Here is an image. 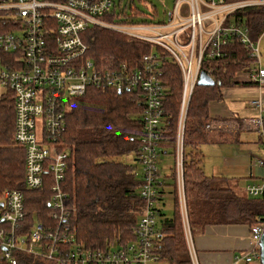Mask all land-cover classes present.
<instances>
[{"label":"built area","instance_id":"obj_1","mask_svg":"<svg viewBox=\"0 0 264 264\" xmlns=\"http://www.w3.org/2000/svg\"><path fill=\"white\" fill-rule=\"evenodd\" d=\"M264 5V0L228 3L225 0H176L167 20L135 23L116 12L115 0H0V88L14 97L15 143L25 151V186L48 188V214H27L21 190H6L0 197V260L18 264L16 254L26 253L54 264H158L160 205L170 196L159 178L158 157L164 153L167 122L165 100L167 70L177 72L182 88L176 153L175 196L189 237L183 168L184 130L188 107L197 86L204 58L226 57L231 39H237L259 58V45L249 30L228 19L237 11ZM117 13L116 20L107 22ZM125 20V22H122ZM93 28H106L145 41L155 51L132 67L111 62L100 66L84 41ZM161 51L162 53H159ZM212 77V70L207 72ZM213 78V77H212ZM250 83L264 89V68L259 63ZM136 95L143 108V136L137 161L143 167L139 193L144 201L135 240L106 249H89L77 240L71 227L64 181L70 154L58 141L65 128L71 102L89 90ZM5 92H0V95ZM259 115L249 126L260 130L264 144V108L254 100ZM264 168V160L255 158ZM250 197L264 198V177L247 185ZM173 196V194H172ZM180 198V199H179ZM29 222H32L29 224ZM264 223L254 225L251 239L259 249ZM190 239V238H188ZM190 245L192 259L194 250ZM259 256V253H258ZM249 256L247 261H251Z\"/></svg>","mask_w":264,"mask_h":264},{"label":"trees","instance_id":"obj_2","mask_svg":"<svg viewBox=\"0 0 264 264\" xmlns=\"http://www.w3.org/2000/svg\"><path fill=\"white\" fill-rule=\"evenodd\" d=\"M117 16V13H113L106 21L115 22ZM230 23L247 27L251 41L257 42L264 34V5L237 11L228 19ZM84 41L89 54L103 67L116 62L139 68L142 59L155 51L145 41L106 28L90 29ZM224 52L227 53L226 57L216 60L204 58L202 72L212 70L213 78L210 77L216 85L201 87L197 84L187 112L183 172L191 231L212 225L233 224L248 225L251 230L254 225L264 223V198L250 197L247 192L241 195L233 186H225L227 181L209 177L203 170L201 148L215 142L216 138L211 137L214 127L232 120L240 128L243 127L242 121L237 118L212 117L210 104L223 99L225 88L254 85L242 77L250 75L258 67V59L252 57L251 51L237 39H231ZM164 81L168 92L164 102L167 125L162 147L164 153L171 150L176 155L182 88L180 77L173 70H167ZM142 116V105L131 93L91 89L71 102L64 131L58 141V146L67 149L70 154L63 188L71 211L72 231L77 240L89 249L124 246L136 238L135 231L144 206L139 193L141 180L135 171V160L124 163L122 157L133 154L137 158L143 136ZM14 130V97L9 90L0 95V197L6 190H21L26 196L27 214L30 216L40 212L41 216H45L49 211L48 188L42 191L26 189L25 151L15 143ZM259 140L261 142L262 138ZM172 178L176 179V168ZM170 188L176 191V183ZM162 213L161 218L165 217ZM158 232L160 263L190 264L178 199L175 216L161 219ZM258 253L259 249L251 253V258H259ZM16 256L18 264H54L26 253ZM0 264L9 263L0 260Z\"/></svg>","mask_w":264,"mask_h":264},{"label":"crops","instance_id":"obj_3","mask_svg":"<svg viewBox=\"0 0 264 264\" xmlns=\"http://www.w3.org/2000/svg\"><path fill=\"white\" fill-rule=\"evenodd\" d=\"M264 68V67H263ZM256 71V70H254ZM245 76H249L245 75ZM256 87V89H247V87ZM260 98L264 99V89L258 85H237L231 88L223 89V99L217 102H213L210 104V115L212 117H219L221 119H229V118H237L242 121L243 127H239L235 120L229 121L227 123H218L213 132L211 133V137L216 138L215 142L207 143L203 145L201 148L203 159H204V150L210 149L209 145L213 146H222L227 142L226 135H231L236 139V142L239 143L238 146L241 145L240 151H237V156L231 159L224 158V162L220 164V166L216 167L215 171L212 173H208L206 170V166L203 160V170L205 174L209 177H217L223 181H227L224 184L227 185H235L240 180H245V184L242 185L239 183V186L234 187L236 191L241 195H246V187L248 184L254 182L255 180H259L262 177H255L257 179L250 180L252 178L251 172L254 168H257L255 164V157H252L249 160V157L254 151L253 144H244L242 140V132L248 134L253 132L250 131V128H253L248 125V121L258 117V109L252 105L255 99ZM236 99L235 102H241L242 99H248L243 103L229 104L226 102V99ZM253 98V99H252ZM255 98V99H254ZM252 99V100H251ZM250 127V128H248ZM250 129V130H249ZM241 134V135H240ZM256 140V136L254 135ZM247 145V146H244ZM214 151V149H212ZM212 151H207V154ZM219 152V149H216ZM167 152V151H166ZM247 152V153H246ZM166 154V153H165ZM250 154V156H249ZM175 159H176V155ZM247 158V160L245 159ZM176 162L173 166L172 174L170 177L166 179H161L168 184L167 192H170V187L175 185L176 179L172 178L173 170L175 168ZM208 169V167H207ZM137 177L141 180V175L137 174ZM250 180V181H249ZM176 191L172 190L173 197L170 196L166 198L160 205L161 211L164 214V207L166 202H170L172 206H176L177 197L175 196ZM166 217H162L164 219ZM169 218V217H168ZM160 219V222H161ZM170 219V218H169ZM185 229V227H184ZM186 234L187 245L190 254V245L195 253V260L190 256V264H260V259L253 257L249 262L247 258L252 257L251 253H253L254 246L251 239V230L250 226L243 224H233V225H212L207 226L204 229H198L191 231L189 237ZM190 238V239H188ZM191 255V254H190ZM158 264H167L165 262Z\"/></svg>","mask_w":264,"mask_h":264},{"label":"rangeland","instance_id":"obj_4","mask_svg":"<svg viewBox=\"0 0 264 264\" xmlns=\"http://www.w3.org/2000/svg\"><path fill=\"white\" fill-rule=\"evenodd\" d=\"M176 0H115L116 4V12L118 14L123 13L126 16L129 17V19L135 23L138 22H160V21H165L167 20L168 14L173 10L174 4ZM116 22H120L116 20ZM259 51H260V56L259 60L261 62V66L264 67V34L259 40ZM254 72V71H253ZM243 80H249V76H243ZM247 89H256V87H247ZM0 92H6V89L0 88ZM260 98V96H258ZM250 99V98H248ZM248 99H242L241 102H235L236 99H226V102L229 104H236V103H243ZM253 99V98H252ZM251 99V100H252ZM255 99V98H254ZM261 99V98H260ZM259 100V99H255ZM263 108H264V99H261ZM250 128V127H248ZM251 129V130H250ZM250 131L246 132H253V133H244L242 132V140L244 141V144H253L254 151L252 152L253 154H249V160L252 157L255 158H260L264 160V144L260 142V130L256 128H250ZM241 135V134H240ZM254 135L256 136V140L254 138ZM238 136H235V138L231 135H226L227 142L225 145L222 146H213L209 145V150L205 149L204 150V164L206 166V170L208 173H213L216 169V167L220 166L224 162V158L226 159H231L236 157L237 151H240L241 145L236 142ZM247 146V145H244ZM219 149V152L216 151V149ZM214 149V151H212ZM169 151V152H168ZM167 153H161V155L158 157V163H157V169L159 172V178L160 179H166L167 177H170L172 174V168L176 162L175 156L172 153L171 150H168ZM171 151V152H170ZM207 151H212L211 153L207 154ZM247 153V152H246ZM237 156H239L237 154ZM136 156L133 154H128L124 157H122V161L125 163H133L135 160L136 164V172L138 175H142L143 173V167L141 164H139L136 160ZM247 160V158H245ZM208 167V169H207ZM252 174V179L250 180H255L257 178L255 177H264V168L263 167H258L254 168L253 171L251 172ZM249 180V181H250ZM239 183L244 185L245 180H240L237 182L235 185L233 184L234 187L239 186ZM227 186V184H225ZM232 186V185H231ZM164 215L165 217L173 218L175 216V208L174 206L171 205L170 202H166L165 207H164ZM160 222V219H159Z\"/></svg>","mask_w":264,"mask_h":264},{"label":"water","instance_id":"obj_5","mask_svg":"<svg viewBox=\"0 0 264 264\" xmlns=\"http://www.w3.org/2000/svg\"><path fill=\"white\" fill-rule=\"evenodd\" d=\"M198 85L201 87H213L216 85V82L205 72H201ZM259 246H260V253H259L260 264H264V232L262 234L261 242Z\"/></svg>","mask_w":264,"mask_h":264},{"label":"bare ground","instance_id":"obj_6","mask_svg":"<svg viewBox=\"0 0 264 264\" xmlns=\"http://www.w3.org/2000/svg\"><path fill=\"white\" fill-rule=\"evenodd\" d=\"M260 40V39H259ZM259 40L257 41V42H253V43H258V45H259ZM256 58V57H255ZM258 59V65H259V63L261 64V62H260V60H259V58H257ZM207 74V73H206ZM208 75V74H207ZM200 77V76H199ZM199 81V80H198ZM198 84V83H197ZM252 120V119H251ZM250 121V120H249ZM248 121V122H249ZM249 124V123H248ZM251 127H253V126H251ZM254 128V127H253ZM262 143V142H261ZM177 150V149H176ZM175 168H176V165H175ZM176 175H177V173H176ZM263 178V177H262ZM262 178H260V179H262ZM176 191H177V196L180 194V192H179V188H178V186H177V188H176ZM170 197L172 198V199H174L175 197H173L172 196V191H171V188H170ZM180 199V198H179ZM185 203H186V201H185ZM181 205H183L180 201H179V207L181 206ZM183 219V218H182ZM183 224H184V222H183ZM188 226H189V224H188ZM184 227H185V224H184ZM253 229V228H252ZM252 229H251V232H252ZM189 230H190V228H189ZM185 231H186V227H185ZM260 242H261V239H260ZM260 253V252H259ZM190 254H191V251H190ZM191 257H192V255H190ZM160 263V262H159Z\"/></svg>","mask_w":264,"mask_h":264}]
</instances>
